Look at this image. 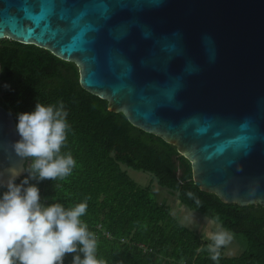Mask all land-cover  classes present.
Segmentation results:
<instances>
[{"label":"water","instance_id":"95a60500","mask_svg":"<svg viewBox=\"0 0 264 264\" xmlns=\"http://www.w3.org/2000/svg\"><path fill=\"white\" fill-rule=\"evenodd\" d=\"M5 40L74 62L82 89L175 147L201 191L264 206V0H0ZM15 125L0 105V183L28 174Z\"/></svg>","mask_w":264,"mask_h":264},{"label":"trees","instance_id":"16d2710c","mask_svg":"<svg viewBox=\"0 0 264 264\" xmlns=\"http://www.w3.org/2000/svg\"><path fill=\"white\" fill-rule=\"evenodd\" d=\"M37 102L44 106L63 102L69 130L61 153H70L76 167L63 180L30 183L39 188L46 206L61 203L70 208L87 202L81 220L97 239V259L106 264H264L263 205L228 204L201 191L193 182L191 164L175 147L135 128L123 114L109 113L107 102L82 89L74 62L35 45L1 41L0 105L17 123V115L33 112ZM31 163L28 159L26 169ZM123 167L153 175L189 210L214 213L226 230L246 237L247 252L228 259L221 249L219 261L211 260L206 250L210 242L186 228L170 206L155 199L149 187L139 186ZM4 191L0 187V195ZM73 255H66L64 264H72Z\"/></svg>","mask_w":264,"mask_h":264},{"label":"clouds","instance_id":"9594fccd","mask_svg":"<svg viewBox=\"0 0 264 264\" xmlns=\"http://www.w3.org/2000/svg\"><path fill=\"white\" fill-rule=\"evenodd\" d=\"M67 115L63 102L58 106L37 102L33 112L17 115L15 131L19 140L13 142L12 149L17 157L31 159L32 163L20 184L16 178L21 172L15 169L9 170L7 182L0 183L6 188L0 195V264H64L68 254H74L72 264H106L97 259V239L81 220L87 212V202L70 208L61 203L45 206L39 188L30 183L63 180L76 167L70 153H61L69 130ZM187 195L198 208L202 206L192 192ZM194 212H185L182 223L200 228L202 238L210 242L206 250L211 260L219 261L221 249L231 245L233 234L223 227L218 216H206L205 224L199 225ZM232 254L230 250L228 255Z\"/></svg>","mask_w":264,"mask_h":264},{"label":"rangeland","instance_id":"374dc122","mask_svg":"<svg viewBox=\"0 0 264 264\" xmlns=\"http://www.w3.org/2000/svg\"><path fill=\"white\" fill-rule=\"evenodd\" d=\"M123 169L128 172V175L139 186L149 187L151 189V192H152L155 199H157L158 201L163 202L164 204L170 206L171 207V214L177 220H179L181 223H182V216L184 215V213L187 211H192L180 203L178 195L175 192H173L172 190H170L168 188H162L161 186H159L153 175L143 173L141 171H137V170H134L132 168L123 167ZM46 203H47L46 201L43 202V204H45V206H46ZM194 215H195L197 223L201 226H203L205 224V222H206L205 217L206 216H209V217L215 216L214 213L202 215V214L197 213V212H194ZM186 228L198 233L202 237V233H201L200 228H197L194 225L193 226H187ZM232 234L234 236V239H233L231 245H229L228 248H223L224 249V255L228 259L239 258L240 256L244 255L247 252V250L249 249V242L245 236L237 235L235 233H232ZM230 250L233 253L232 255H228V252Z\"/></svg>","mask_w":264,"mask_h":264},{"label":"built area","instance_id":"2783aa9c","mask_svg":"<svg viewBox=\"0 0 264 264\" xmlns=\"http://www.w3.org/2000/svg\"><path fill=\"white\" fill-rule=\"evenodd\" d=\"M99 228H101V227H99ZM107 237L112 238L111 235H110L109 233H107ZM139 248H140V249H144L143 246H139Z\"/></svg>","mask_w":264,"mask_h":264}]
</instances>
